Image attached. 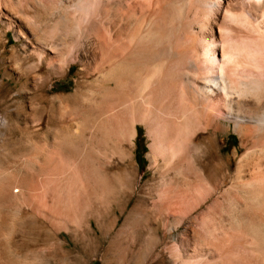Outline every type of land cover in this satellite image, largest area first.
Masks as SVG:
<instances>
[{"label":"bare ground","instance_id":"bare-ground-1","mask_svg":"<svg viewBox=\"0 0 264 264\" xmlns=\"http://www.w3.org/2000/svg\"><path fill=\"white\" fill-rule=\"evenodd\" d=\"M0 26V59L12 32L15 62L22 51L44 67L34 113L46 116L33 160L0 167V264H43L44 253L16 232L22 217L83 264L100 239L107 264L111 200L123 211L132 189L123 181L109 195L86 153L88 125L80 121L69 141L58 129L63 111L100 116L89 125L91 148L107 164L116 157L123 177L135 171V126L145 127L152 200L138 195L133 210L158 216L165 237L182 211L196 212L206 232L241 210L264 221V0H0ZM73 65L82 80L70 93L50 95L49 80ZM229 131L238 147L225 155L219 134ZM3 207L16 212L7 230ZM149 219L146 229L156 232ZM247 235L255 241L240 246L264 264V242Z\"/></svg>","mask_w":264,"mask_h":264},{"label":"rangeland","instance_id":"rangeland-1","mask_svg":"<svg viewBox=\"0 0 264 264\" xmlns=\"http://www.w3.org/2000/svg\"><path fill=\"white\" fill-rule=\"evenodd\" d=\"M0 31L3 35L4 29L1 26ZM6 38L9 40L6 45L9 52L0 59V84L2 86H0V167L8 166L7 164H15L16 166L22 164L26 158L28 160L29 155V160H31L32 155L38 151L36 145L38 146L41 144V142L38 141V143L34 140L42 134L46 117L43 116L42 113H39V111L34 113V110H39L41 106L37 101L39 94L41 93L39 90V84L41 82L40 77L44 67L41 68V71L38 70L39 67L36 69V66H34L36 65L35 58L33 56L30 57V55H27L28 53H23L22 51H18L22 58L19 57L20 59L15 62L17 57L10 52L12 48L14 49L16 47L13 33L9 32L6 34ZM1 49L2 47H0V51H2ZM78 70L79 66L73 65L67 71L64 78H51L47 87L50 88L51 86H54V88L48 93L50 95L63 91L70 93L74 88L75 81L82 80L78 75ZM35 96L37 98H35ZM63 112V116H57L60 125L58 129L60 130L62 128L59 133L65 137L69 136V141L71 137L73 138V141L76 139V125L78 127L80 123L83 122L80 126L84 129L88 125L86 127V129L88 128L87 133H84V135L86 134L85 140H87V143H85V145L87 144L85 146L86 153L88 155L90 152L96 157L94 158L96 160H93V156L91 154L88 155L90 156L88 158L93 165L92 169L95 170V175L100 179L99 181L101 184H104L106 188L108 187L110 192H114V188L124 181V190L128 191L127 188L130 186L129 189H132V191L129 190L130 193L132 192L131 198L127 199V202L124 201L123 211H119L115 206L114 201L111 200L112 207L114 208L111 210L112 224L108 231L110 252L107 258V264H263L262 261H258V259L254 258L255 256L252 255L251 252H247L246 250L245 252L240 246L242 241L248 243L255 241L250 235L243 236L244 230L257 236L264 242V221H261L258 216L249 211L241 210L242 212L239 211L232 215L224 216V226L222 225L218 228V231L209 230L207 232L201 227L196 212H176L175 216L178 217L180 222H182L181 224H178L179 226L177 225V229L172 236L166 235L165 237V230L160 223L158 216L139 207H137L138 209L135 207L136 210H133L138 195L146 196L149 201L152 200L151 197L147 196L148 191L145 186L146 181L151 178L153 172L149 167V140L144 126H135L136 134L132 139L130 150L135 164V171L129 172L130 174L127 173V175H124L123 177L114 168L117 163L116 157L110 158V164H107L109 162L105 163V159L101 155L99 156V154L91 148L90 140L88 138L91 135L89 133H92L90 123L94 120H98L100 116H86V113H83L82 115L80 113L74 114V112H71L72 114L67 111ZM219 143L224 147L222 150L223 154L230 155L233 149L238 147V137L232 131L219 134ZM70 145L67 144L69 147ZM71 147H73V145H71ZM103 148L108 151L107 144L103 145ZM93 162L96 166H94ZM2 176L3 173L0 168V178ZM128 176L130 178H128ZM109 195H113L112 192L109 193ZM14 208L15 207H3L1 209L5 217L3 224V229L5 230L12 226V222H8H10V220L12 221V218L16 214V212H12ZM16 210H18L17 207ZM138 217L141 219H138ZM146 219L158 224H154L157 225L156 232L146 229ZM23 222H25L26 225L23 224ZM21 224L25 227L23 226L21 230H19ZM15 225L19 227V229ZM15 225L18 234L27 235V240H29L28 243H30L31 249L41 251L44 254L49 250L50 253L53 252L54 256L51 257L43 254L44 257H41L43 264H83L79 256L74 254L75 252L66 254L59 249H56L55 244L52 243L53 239L48 236L47 233L38 229L34 223H30L27 220L25 221L22 217L15 222ZM64 235L65 234H62L61 237L64 238ZM163 237L165 238L161 241L160 238L162 239ZM17 240L18 237L12 241L13 244L11 243V246H14V241L16 242ZM50 243L54 245L55 249L51 247L52 245ZM102 254L103 244L100 239H97L94 244L93 255L87 264H103L101 257Z\"/></svg>","mask_w":264,"mask_h":264}]
</instances>
